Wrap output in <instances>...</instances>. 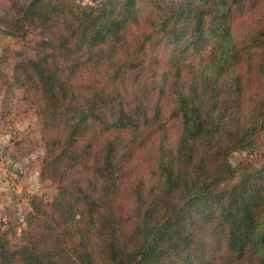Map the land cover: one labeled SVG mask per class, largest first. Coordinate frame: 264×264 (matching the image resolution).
Returning a JSON list of instances; mask_svg holds the SVG:
<instances>
[{
    "label": "trees",
    "instance_id": "1",
    "mask_svg": "<svg viewBox=\"0 0 264 264\" xmlns=\"http://www.w3.org/2000/svg\"><path fill=\"white\" fill-rule=\"evenodd\" d=\"M15 8L5 32L54 31L0 81L36 106L58 194L17 248L0 224V264H264V163L227 184L264 132V0Z\"/></svg>",
    "mask_w": 264,
    "mask_h": 264
},
{
    "label": "rangeland",
    "instance_id": "2",
    "mask_svg": "<svg viewBox=\"0 0 264 264\" xmlns=\"http://www.w3.org/2000/svg\"><path fill=\"white\" fill-rule=\"evenodd\" d=\"M32 0H0V18L12 19L15 7H27ZM82 7L96 6L104 0H75ZM5 24L0 25V55L6 53L8 62L3 72L13 77L16 64V52L28 57L37 55V43L43 38L51 40L53 28H27L21 35L5 32ZM10 79V80H11ZM6 87L0 81V224L10 239L11 246L17 248L23 240L26 228L25 217L31 208V202L37 198L50 203L58 194V184L51 180H42L40 173L46 156L42 124L35 105L23 100V90L16 89L6 94ZM171 137L176 140L177 133ZM231 164L237 169L227 184H233L240 178V165L249 162L252 166L264 163V132L255 140L252 147L235 151L230 157ZM26 178V179H25ZM25 179L23 185L21 181ZM8 192L11 200L4 201L3 193ZM10 201V202H9Z\"/></svg>",
    "mask_w": 264,
    "mask_h": 264
},
{
    "label": "crops",
    "instance_id": "3",
    "mask_svg": "<svg viewBox=\"0 0 264 264\" xmlns=\"http://www.w3.org/2000/svg\"><path fill=\"white\" fill-rule=\"evenodd\" d=\"M25 179H26V178H25ZM25 179L21 181L20 186L24 184ZM6 188H7V187H6L5 185H3V186L1 187L0 192L2 193V191H3V190H6ZM1 197H2V199H3L4 201H6V200H11V199H10L11 195H10L8 192L3 193V195H2ZM9 202H10V201H9Z\"/></svg>",
    "mask_w": 264,
    "mask_h": 264
},
{
    "label": "water",
    "instance_id": "4",
    "mask_svg": "<svg viewBox=\"0 0 264 264\" xmlns=\"http://www.w3.org/2000/svg\"><path fill=\"white\" fill-rule=\"evenodd\" d=\"M34 1H35V0H32V1H31V4H32Z\"/></svg>",
    "mask_w": 264,
    "mask_h": 264
}]
</instances>
